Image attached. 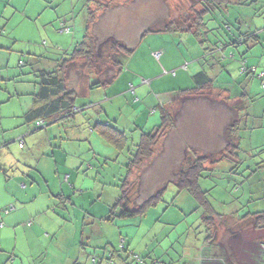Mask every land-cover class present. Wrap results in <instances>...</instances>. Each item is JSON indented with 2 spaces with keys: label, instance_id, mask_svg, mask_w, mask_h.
<instances>
[{
  "label": "rangeland",
  "instance_id": "obj_1",
  "mask_svg": "<svg viewBox=\"0 0 264 264\" xmlns=\"http://www.w3.org/2000/svg\"><path fill=\"white\" fill-rule=\"evenodd\" d=\"M110 3L91 28L96 47L114 39L133 53L105 88L84 90L83 77L73 71L67 87L76 91L74 118L37 130L22 119L36 90V70L55 69L62 54L82 40L85 0H0V198L4 200L15 188L10 178L21 167L28 168L33 181L29 188H34L23 210L14 207L6 213L16 219L23 212L18 226L5 219L4 209L12 204L0 209V264H60L59 258L66 257L64 264H200L199 259L209 254L213 259L221 254L233 257L237 249V241L230 237L227 252L219 243L216 249L210 244L202 256L209 233L211 239L224 241L232 232L246 233L252 223L242 217L264 210V87L258 79L264 70V0H234L226 10L216 9L203 17L210 40L229 43L245 33H255L258 39L254 45L228 46L211 54L206 50L212 48L210 44L201 45L188 32L160 31L170 22L183 27L192 10H200L198 0ZM103 55L102 67L108 73L111 60ZM241 59L246 67H257V76L241 71ZM215 60L219 63L211 66ZM202 69L213 80L212 93L177 97L180 90L193 87L191 77ZM96 82L89 78L90 85ZM235 100L243 101L246 114L240 118L239 152L237 158L219 161L225 129L236 118L230 109L238 103ZM163 105L176 117V125L158 141L152 158L134 169L127 193L129 208L170 182L143 216L121 218V209H114V204L127 175L126 165L141 134L159 125L158 108ZM96 123H109L123 132V147L118 149L92 132ZM26 131L21 144L15 137ZM192 154L208 158L205 167L210 170L199 186L214 211L243 224L226 226L227 219L217 220L208 233L203 208L172 182ZM42 158L47 161L45 172ZM18 187L22 190L21 184ZM111 210L116 216L109 220ZM28 211L29 220L28 214L23 215ZM37 216L57 220L59 250L55 243L49 246L45 233L43 237L41 232L31 233Z\"/></svg>",
  "mask_w": 264,
  "mask_h": 264
},
{
  "label": "trees",
  "instance_id": "obj_2",
  "mask_svg": "<svg viewBox=\"0 0 264 264\" xmlns=\"http://www.w3.org/2000/svg\"><path fill=\"white\" fill-rule=\"evenodd\" d=\"M112 1V0H110ZM109 0H85L86 7V19H85V29L84 36L80 42H78L70 53L64 52L59 61H56L55 69L51 71L46 70H36V90L32 94V105L31 108L23 115L26 123H36L42 122L37 130L49 126L53 123L62 122L74 118L76 111L74 108V100L76 97V91L73 88L67 87V81L72 72H76L78 75L83 77L84 85H86L90 90L105 88L112 84L116 79L117 75L122 69V63L127 57L133 53L134 49L125 46L118 40L105 41L100 43L96 47V39L91 35V28L98 18L99 12H104L110 8ZM234 0H198V5L200 10H192V18L190 20H185L183 27L170 22L166 24L160 31H180L188 32L195 37V39L203 46H210L211 49H206L210 51L209 54L217 51H221L228 46H239L242 44L248 45L249 43L254 45L257 43V36L255 33H245L238 34L234 37V40L225 43L217 39L210 40L207 36L209 30L206 28V24L203 21V17L206 14L212 13L216 9L226 10L227 6L230 5ZM238 1V0H237ZM249 1L253 0H243ZM91 5L95 6V9H91ZM149 31V30H147ZM143 32L141 38L147 33ZM159 31V32H160ZM106 46V48H105ZM251 46H249L250 48ZM105 48V49H104ZM110 57V66L112 71L106 72L102 67L103 54ZM204 57V56H203ZM213 58V57H212ZM211 58V59H212ZM240 62L241 69L245 68V71L252 75L255 74L254 68L246 67L243 59ZM206 61V59H205ZM207 62V61H206ZM219 63L215 60L211 66ZM94 77L96 83L92 85L89 84V78ZM259 79V78H258ZM191 80L193 82V87L187 90H180L177 96H204L212 93L214 90L213 80L208 75L205 70H200L195 73ZM261 82L262 79H260ZM73 87V86H72ZM224 92V91H223ZM229 99V98H227ZM230 100V99H229ZM160 112V123L158 126L154 127L148 133H142L138 144L135 146V150L131 155V159L128 160L126 165V178L122 181L120 186V197L116 200L114 204V209L120 207L121 212L118 215L121 218H132L136 216H143L145 212L152 206H154L161 198L167 185L170 181L165 182L163 187L150 194L141 203H135L132 208H129L130 202L127 197L129 179L133 174L135 168H138L142 162L152 158L154 149L160 139L164 138L167 133L175 128L176 117L168 112V109L163 105L158 108ZM230 109L236 114V118L230 122L226 127V143L222 149V155L219 161L227 159L229 156L232 158H237V153L239 152L240 142L238 137V131L241 127V114H245V106L243 101H239L233 104ZM238 116V117H237ZM92 132H97L99 135L105 139L108 143L114 145L116 148L121 149L123 146V141L126 137L123 132L117 131L114 127H110L108 124L96 123L92 128ZM192 158H187L188 165L185 168H181L177 173V178L172 181L174 186L179 191L188 192L195 201L203 208L202 220L208 226V233L214 228L217 220H222V215L217 214L210 202L206 197V192L202 191L199 186V180L205 177L210 168L205 167V163L208 161L206 156H198L192 154ZM238 165V162H237ZM133 205V204H132ZM109 220L115 217V212L113 210L109 213ZM248 218L252 227L256 230H264V210L261 212L246 214L242 219ZM212 236L209 233L205 239V245H209L212 241ZM204 252V251H203ZM202 252V256H203ZM201 256V257H202Z\"/></svg>",
  "mask_w": 264,
  "mask_h": 264
},
{
  "label": "crops",
  "instance_id": "obj_3",
  "mask_svg": "<svg viewBox=\"0 0 264 264\" xmlns=\"http://www.w3.org/2000/svg\"><path fill=\"white\" fill-rule=\"evenodd\" d=\"M260 64H262V62ZM252 68H254L255 74H257V69H256L257 67H252ZM261 73L263 74V77H262V79H263L264 78V70L261 71L259 74H261ZM86 88H87V86L84 85L83 86V89L85 90ZM235 101L236 102L237 101L239 102V100H235ZM31 105H32V102H31ZM27 108H28L27 111H25L23 113V115L26 112H28V110L31 108V106H30V108L29 107H27ZM23 115H22V119H23L24 123L29 127V124H32V123H26L25 120H24V118H23ZM241 116H242V114L239 117H241ZM28 129L29 128H27V130ZM28 133L29 132L26 131V132H24L21 135H17L15 138H17L16 140H18V138H20L19 141L22 144V141L25 138V135H27ZM21 136H23V137H21ZM46 162H47L46 159H43V158L41 159L40 164H42V168H41L42 171H44V170L47 171L48 170V169H45V166H47ZM9 166H11V165H9ZM17 173L20 176L14 174L10 178V180L12 181V183H13V185H14L15 188H13L12 191L10 190L9 193L5 195V199L4 200H1V198H0V201H6L5 203H1L0 202V209L4 205L12 204L13 207L11 206L12 208H9V211L11 209H13L14 207L16 208V210H23L25 208L26 204L30 202L29 192L31 191V193H32L34 191V188H32V187L29 188V181L31 180V179H29V170H28L27 167H23V169L21 167V170L20 171H17ZM36 175L40 179L39 173L36 172ZM70 178H71L70 176L68 178L66 177V180H70ZM35 179H37V178H35ZM31 182H33V181L31 180ZM20 184H21L22 190H19V187L18 186ZM17 191H22L23 195L22 196H19L17 194L18 193ZM62 196L63 195H61L60 197H62ZM5 210H7V209L6 208L4 209V213H5ZM0 212H1V210H0ZM22 213L23 212L21 211L19 214H16L17 215V216H15L16 219L15 218H11L9 216V214L7 215L5 213L7 215L5 217V219L7 221H9V224L13 225V224L16 223L15 226H18L19 225V222L21 220H24V218L21 219L22 216H20V215H22ZM27 214H28V220H29V218H32V214H29V211L26 212L23 215L25 216ZM0 217H1V221H2L1 214H0ZM9 218H11L12 221ZM222 218L224 220L227 219V221H226L227 223H224L226 226L232 225V224H238V225H240V224H243L244 223V221L241 222V223H239L240 219H236V218L231 217V216L222 215ZM32 220L35 221V227L36 228L33 229L31 227L30 228L31 233L34 234V233H40L41 232L40 234L42 235V237H43V233H45L46 234V237H44V238H46V239L49 240V246L52 245L53 243H55L56 244V248L59 250V248H61V245L59 244V240L56 238L58 236V232H59V231L57 232V230H56V227L59 226L57 224V220L56 219L50 220L48 218H45L44 219V218H41V217H38V216L36 218L32 219ZM245 220H246V218H245ZM229 221L232 222V223H229ZM27 224H30V222H28ZM55 224H56V226H55ZM10 229H11L10 227H6L5 230H10ZM28 231H29V228H28ZM36 231H38V232H36ZM44 231H46V232H44ZM247 231L249 232L248 234H246ZM247 231H246V233H244L245 232L244 230L243 231L241 230L240 233L232 232L231 235H229V237L226 238V241H224L225 239L224 238L222 239L221 237H219V238L218 237H215L216 240H215V238L212 239V240H214L213 243L210 242V244H213L212 248L216 249V248L219 247V244H221L222 247L224 248V251L223 252L225 253V252H227V246H226L227 245L226 244L227 239L230 238V237H232L233 240H236L237 241V246H236L237 249L234 251V254L235 255L233 257H231V255H229V254H226V256H224L223 254H221V256H219L218 259H213L210 256V254H209V258H201V259H199L200 260V264H264V230H260V229L256 230V229H253L252 227H250V228L247 227ZM15 232H16V230H15ZM51 234H52V237L54 239L50 241ZM228 234H230V233H228ZM73 236H75V235H73ZM86 240H89V239H86ZM240 243H242V244L240 245ZM210 244L209 245H203L202 246V252L204 250H206L207 248H209L211 246ZM239 246H241L242 248H238ZM71 247H72V244H71ZM254 258H259V259L256 260ZM67 259H68V257H66L64 259V261H63L62 258H59L60 264H64V262Z\"/></svg>",
  "mask_w": 264,
  "mask_h": 264
},
{
  "label": "built area",
  "instance_id": "obj_4",
  "mask_svg": "<svg viewBox=\"0 0 264 264\" xmlns=\"http://www.w3.org/2000/svg\"><path fill=\"white\" fill-rule=\"evenodd\" d=\"M159 55H160L159 53H156V54H155L156 57H159ZM253 70H254V69H253ZM241 71H242V72L245 71V68L242 67ZM262 77H263V74H262V73L258 75V78H259V79H262ZM262 87H264V82H262ZM75 110H77V109H75ZM41 125H42V122H38V123H36V126H37V127H40ZM8 211H9L8 209L5 210V213H7ZM2 225H3V224L0 222V227H1ZM28 225H29V224H28Z\"/></svg>",
  "mask_w": 264,
  "mask_h": 264
}]
</instances>
